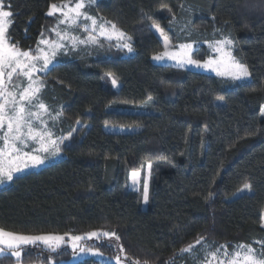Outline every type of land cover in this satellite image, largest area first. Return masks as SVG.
<instances>
[{
    "label": "trees",
    "instance_id": "obj_1",
    "mask_svg": "<svg viewBox=\"0 0 264 264\" xmlns=\"http://www.w3.org/2000/svg\"><path fill=\"white\" fill-rule=\"evenodd\" d=\"M66 1L3 0L13 12L9 43L32 50L53 23L50 6ZM91 13L131 36L133 51L74 54L48 71L44 101L52 112H62L53 133H71V139L59 159L0 189V228L28 234L115 231L129 264H189L180 250L190 244H251L259 250L264 0H100ZM153 20L174 45L232 39L233 57L248 67L249 80L153 63L163 50ZM109 78L116 79L117 90ZM142 105L147 113L129 111ZM106 126L136 131L107 132ZM149 163L143 208L142 186L132 188L130 176L142 175ZM245 184L251 189L235 196ZM94 245L109 259L118 253L104 242ZM22 255L23 264H47L49 257L55 264H103L90 258L72 262L73 253L64 247L51 253L33 246ZM0 264H15V258L0 257Z\"/></svg>",
    "mask_w": 264,
    "mask_h": 264
},
{
    "label": "snow or ice",
    "instance_id": "obj_2",
    "mask_svg": "<svg viewBox=\"0 0 264 264\" xmlns=\"http://www.w3.org/2000/svg\"><path fill=\"white\" fill-rule=\"evenodd\" d=\"M92 2L94 0H87L88 4ZM8 8L9 10H5L4 2L0 0V184L12 181L17 173L44 164L50 157L59 155L62 151L63 140L54 138V133L45 119L47 116L54 121L62 115V112L52 116L48 106L42 101L44 82L37 76V73L49 70V65L53 63L58 52L64 49V41L66 39L70 41L73 48L79 44H97L100 43L98 33L107 40L115 37L120 41L119 47L126 48L129 52L133 51L130 43L132 37L120 30L115 23L103 18H100L98 23L96 17L88 15L85 10L86 0H75L74 5L72 0H67L61 6L52 4L47 15L53 16L57 12L60 14L61 18L58 20L57 28L53 29L59 41L42 38L35 52L21 50L18 44L8 41L7 33L13 17L10 5ZM81 21H90V24L81 23ZM60 25H65L67 30H58ZM106 25H110V28ZM151 27L164 37L165 51L155 55L153 57L155 60H163L167 57L175 60L178 67L193 65L211 69L216 71L217 75H227L233 80H241L250 75L248 67L236 60L230 50H226V46L234 44L230 38L225 37L214 44L215 51L220 54V59H208L201 62L192 57L193 45L190 43L180 45L178 51H168L169 39L164 29L155 20L152 21ZM81 28L87 33L86 38L80 39L71 34L72 30ZM40 45L45 47H40ZM116 83V79L113 78V86H116ZM217 99L223 100L224 98L217 97ZM67 139H71V133ZM147 167L150 171L151 163ZM131 175L135 178L139 173L133 172ZM244 189L250 190L251 186L245 184ZM148 199V184L145 182L143 200L147 203ZM261 226L264 227V224ZM101 236L120 241V236L115 231H91L83 235L28 234L0 228V257L7 258L10 255L15 258V264H23L22 254L27 246H42L49 252L55 253L67 242L71 243L74 253L78 251L102 255L99 251H94L91 247L82 244L86 239H98ZM202 241L203 237H200L196 240V244H201ZM256 243L261 245L259 250L251 244H237L231 253L228 251V245H220L214 251L207 252L204 264H211L209 257L216 261V264H264V241ZM116 247L119 253L114 257L116 264H123L121 255L125 253L123 245L117 243ZM193 250L194 245L190 244L180 251L190 253ZM221 251H223V258H220ZM124 259L131 258L125 255ZM47 264H55L54 258L49 257ZM135 264H141V262L136 260ZM143 264H148V261H144Z\"/></svg>",
    "mask_w": 264,
    "mask_h": 264
},
{
    "label": "rangeland",
    "instance_id": "obj_3",
    "mask_svg": "<svg viewBox=\"0 0 264 264\" xmlns=\"http://www.w3.org/2000/svg\"><path fill=\"white\" fill-rule=\"evenodd\" d=\"M98 1H100V0H94V2H92L91 4H88L87 0H86V9L85 10L87 11L88 15L96 17V16L92 15L91 8ZM66 2L58 3L56 5L61 6V5L65 4ZM74 2H75V0H72L73 5H74ZM49 10H48V12H49ZM47 16L52 19L53 23H52V25L50 27H48V28H46L44 30L43 35H41V37L39 38L36 46L31 50L33 52L36 51L37 46L39 44V41L42 38L43 39H48V40H51V41H59V37H57V35L53 31V29L57 28L58 20L61 18L60 14H59V12H57L53 16H49V15H47ZM96 18H97L98 23H99L100 22V18L99 17H96ZM81 23H89L90 24V21H88V22L81 21ZM106 27L110 28V25H106ZM151 29L153 30L155 35L161 41V43L163 45V50H162L161 53H163L165 51L164 37L161 36L160 33L157 32L154 28L151 27ZM58 30L65 31V30H67V28H66L65 25H60ZM71 34L75 35L76 37H78L80 39H84L87 36V33H85L82 30V28L78 29V30H72ZM97 37H98V40L100 41V43H97V44H79L78 46H76L74 48L72 47L71 42L66 39L64 41V43H65L64 49H62L61 51L58 52V54H57L55 60L53 61V63L51 65H49V70L54 65L58 64L59 61L65 59V58H70L74 54L77 55V56L97 57V56H104L109 51H121L125 55H128V56L131 55V53H132V52H129L126 48L119 47L120 41L117 40L115 37L112 40H107L105 37L99 36L98 33H97ZM216 41H219V40H212V41H202L201 40V41H199V43H197V42H189L190 44L193 45V49H192V52H191L192 57L194 59L201 60V62L206 61L208 59H220V54L215 51V47H214V44H215ZM130 43H131V41H130ZM182 44H186V43H179L177 45H174V44H172L169 41L168 51H170V52L178 51L179 50V46L182 45ZM40 47H45V46L44 45H40ZM202 47L204 48V51H200V49ZM226 50H230L232 52L233 45L232 46H226ZM161 53H159V54H161ZM152 61H153V63H155L157 65L167 66V67H171V68L178 69V70L196 71V72H200V73H204V74H207V75L220 77V78L231 80V81H235V82H244V81L249 80V76L244 78V79H241V80H233L232 78H230L227 75L220 76V75H217L216 71H213L211 69H205V68H202V67H195L193 65H185L184 67H178V66H176V61L175 60L168 59L167 57L165 59H163V60H155V59L152 58ZM221 70L223 71V68ZM48 71L37 73V76L44 82V86H45V83H46V79H47L46 76H47ZM108 82H109V84L111 85V87L114 90L118 89V84L117 83H116V86H113L112 79L109 78ZM41 99L45 103L44 94H42ZM49 111L51 112L52 116H55L56 113L60 112L59 110H57L54 113L50 109H49ZM129 111L136 112V113H147L148 112L147 106H145V105L138 106V107H136L134 109H130ZM262 113H264V104L261 107V117H264V114H262ZM59 118L53 121L52 119H50L47 116H45V119L48 121V124H49L50 129H51L52 132H53V127H56V124L58 123ZM104 129L107 132H117V133H128V132L136 131V128H130V127L106 126V127H104ZM68 136L69 135H66L64 137H57L54 134V138L63 140V143L61 144V148L64 145H67L68 142L70 141V139H67ZM61 156H62V151H61V153L59 155H56L54 157H50L44 164H42V165H40L38 167L28 168L22 173L15 174L14 177H16L18 175H21L23 173L29 172V171L38 170V169L44 167L45 165H47V164L59 159ZM147 165L148 164H146L144 166L143 171H142V175L139 173V175L136 176L135 178H133L132 175L130 176V186L132 188L138 189L139 187L142 186L141 188H142V207L143 208H146L147 205H148V202L145 203L144 200H143V187H144V184H145V182H147L148 187H149V180H150V171H149ZM134 180H135V182H134ZM10 182L11 181H8V182L0 184V189L5 187V186H7ZM245 192H248V190L243 188L242 190H240V192H237L235 194V196H237L240 193H245ZM262 224H264V212H263V215H262ZM70 235H73V234H70ZM66 241H67V237H66ZM103 242H104L105 245H111V246L114 247V249L115 248L117 249L116 243L114 241V238L113 239H109V238H106V237H103V236H101L98 239L97 238H93L91 240H87L86 239L85 241L82 242V244L84 246H86V247H91L93 249V245L94 244L98 245V244H101ZM29 247H33V246H27L26 248H29ZM63 247L66 248L67 250H70L73 253L72 262L82 261L84 259L90 258V259H93V260H95L97 262H100V263H103V264H116L115 259H109V258H107L104 255H92V254H88V253H80L78 251L74 253L73 249L71 248V243L70 242L65 243L64 245H62L61 248H63ZM217 247H219V246L212 245V244H201V245H198V246H194V250L192 252L185 253V254H187V256H188L189 264H204L207 252L214 251ZM39 248L44 249L42 246H40ZM234 249H235V246H228V251L230 253ZM44 250H47V249H44ZM47 251H49V250H47ZM94 251H97V250H94ZM117 254H119V253H117ZM220 258H223V251H221ZM122 259H123V264H129L128 261H126L123 256H122ZM209 260L211 261V264H216V261L211 260L210 257H209Z\"/></svg>",
    "mask_w": 264,
    "mask_h": 264
}]
</instances>
